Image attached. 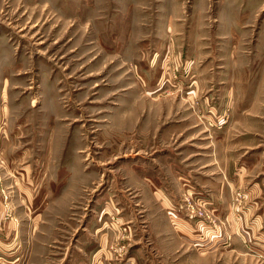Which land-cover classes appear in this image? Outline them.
<instances>
[{"label": "rangeland", "instance_id": "obj_1", "mask_svg": "<svg viewBox=\"0 0 264 264\" xmlns=\"http://www.w3.org/2000/svg\"><path fill=\"white\" fill-rule=\"evenodd\" d=\"M251 93L264 99V0H0V264H67L90 231L107 264H130L149 203L179 211L145 190L200 141L181 118L222 129L224 100ZM182 205L196 250L222 249L208 247L228 236L222 217ZM20 226L39 242L28 253Z\"/></svg>", "mask_w": 264, "mask_h": 264}, {"label": "crops", "instance_id": "obj_2", "mask_svg": "<svg viewBox=\"0 0 264 264\" xmlns=\"http://www.w3.org/2000/svg\"><path fill=\"white\" fill-rule=\"evenodd\" d=\"M242 95H229L224 100L223 112L228 110L229 120L222 129H208L200 122L193 123V113L181 118L183 121L192 120L187 129L191 131L189 137L200 141L195 145H181L173 158L166 159L169 170L164 168L163 171L161 164L156 179L158 187L153 186L155 178L152 177V181L147 179L150 187L145 190L154 205H158V199L162 197L166 200L173 196V200H178L179 211L173 213L174 208L169 207L165 212L161 206L149 203L146 214L149 222L145 226L147 242L139 246L140 252L133 248L137 255L133 253L128 260L130 264H264V156L261 155L264 145L257 141L258 136L264 134V99L252 93L247 97ZM206 101L207 98L203 100ZM210 114L205 117L212 119ZM237 190L245 196L233 206L232 196ZM186 197L204 201L209 213L219 215L226 222L228 236L219 235L216 237L218 241L208 242V247L219 243L224 246L222 249L219 247L209 253L196 250V226L187 222V217L192 214H187L188 209L182 205ZM170 213L182 219L176 230L167 222ZM92 232L83 233V238L72 245L69 254L74 261L67 264L109 263L108 239L105 242L102 236L100 241H94ZM30 235L31 238L23 239V226L16 233L17 246L26 249L27 253L39 243L33 239L35 232L32 229ZM214 253L221 257H215Z\"/></svg>", "mask_w": 264, "mask_h": 264}, {"label": "built area", "instance_id": "obj_3", "mask_svg": "<svg viewBox=\"0 0 264 264\" xmlns=\"http://www.w3.org/2000/svg\"><path fill=\"white\" fill-rule=\"evenodd\" d=\"M225 119H226V118H225L224 116H222V117H220L218 120H219L220 123L223 124V123L225 122ZM243 196H244L243 194H241L240 192H238V193H237V196H236V199L239 200V199H241ZM204 239H205V238H204V235H200V236L198 237L197 240H199V241L202 242Z\"/></svg>", "mask_w": 264, "mask_h": 264}]
</instances>
